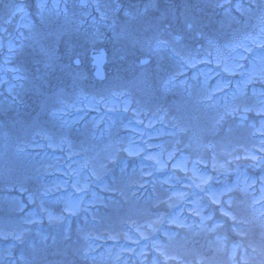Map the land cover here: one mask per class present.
I'll return each mask as SVG.
<instances>
[{"label":"rangeland","instance_id":"1","mask_svg":"<svg viewBox=\"0 0 264 264\" xmlns=\"http://www.w3.org/2000/svg\"><path fill=\"white\" fill-rule=\"evenodd\" d=\"M26 10L0 264H264V0H0V29ZM98 48L100 82L66 63Z\"/></svg>","mask_w":264,"mask_h":264},{"label":"flooded vegetation","instance_id":"2","mask_svg":"<svg viewBox=\"0 0 264 264\" xmlns=\"http://www.w3.org/2000/svg\"><path fill=\"white\" fill-rule=\"evenodd\" d=\"M18 17L19 16H17L16 18L18 19ZM16 18H15L14 25L10 32L8 31L7 24L5 26L3 25L2 29H0V80L2 82L0 85V92L2 94L1 97L3 98V101L10 102L9 108L5 110L0 109V111L1 113L7 116L10 115V117H11L12 110L18 107V104L21 101L31 103L34 107L38 108V103L34 101L36 98H38V93L35 91L36 85L31 82L28 83V81L27 83H25L24 79L19 76V75H22V71L17 68L18 66H23L25 63L24 62L25 57H24V53L22 52V49L28 45L25 42V40H22L24 39V35H25L24 31L21 29L22 20L18 23ZM34 27H32V29ZM19 36L22 39L17 42L14 41L15 39H18ZM16 43H19V44H16ZM104 59H105V62H104L102 69L104 70L103 74L105 78L107 75L110 74V70L108 69L110 58H109L107 51H106V57ZM66 63L67 64L70 63L72 67H74V69H78V70L83 69L85 72L89 74L90 79L92 81L95 80L97 82H100L93 78L94 68L92 66V61L89 59L88 56L85 58H80L76 56L71 60V62H66ZM14 66L16 68H12ZM16 79L17 81L19 79L23 80V82L21 83L24 84L25 86L26 84H30L31 87L30 85H28L24 89V91H28V90L29 91L18 93V91L16 90L20 87L15 86L16 84L13 85ZM14 86L16 88H14ZM14 89L16 90L14 91ZM29 92H31V94L33 95L32 101L25 99V98H30Z\"/></svg>","mask_w":264,"mask_h":264},{"label":"water","instance_id":"3","mask_svg":"<svg viewBox=\"0 0 264 264\" xmlns=\"http://www.w3.org/2000/svg\"><path fill=\"white\" fill-rule=\"evenodd\" d=\"M91 57L93 58V64H95L97 66V69L95 71V77L98 78V79H101L102 78V75H101V67H102V64L104 62V53L99 50L98 52L96 51H92L91 52ZM99 69V71H98ZM241 119H246V116L245 115H240L239 116Z\"/></svg>","mask_w":264,"mask_h":264},{"label":"snow or ice","instance_id":"4","mask_svg":"<svg viewBox=\"0 0 264 264\" xmlns=\"http://www.w3.org/2000/svg\"><path fill=\"white\" fill-rule=\"evenodd\" d=\"M98 71H99V69H98Z\"/></svg>","mask_w":264,"mask_h":264}]
</instances>
